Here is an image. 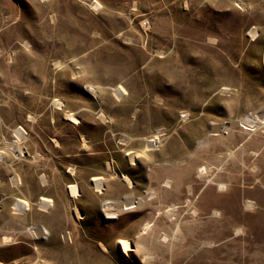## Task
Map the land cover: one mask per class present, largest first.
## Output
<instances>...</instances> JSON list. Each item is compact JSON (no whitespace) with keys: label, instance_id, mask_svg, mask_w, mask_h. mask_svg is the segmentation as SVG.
I'll return each mask as SVG.
<instances>
[{"label":"rangeland","instance_id":"1","mask_svg":"<svg viewBox=\"0 0 264 264\" xmlns=\"http://www.w3.org/2000/svg\"><path fill=\"white\" fill-rule=\"evenodd\" d=\"M263 110L264 0H0V264H264Z\"/></svg>","mask_w":264,"mask_h":264},{"label":"bare ground","instance_id":"2","mask_svg":"<svg viewBox=\"0 0 264 264\" xmlns=\"http://www.w3.org/2000/svg\"><path fill=\"white\" fill-rule=\"evenodd\" d=\"M114 93L119 95V94L123 93V89L119 87ZM241 126H243L244 130H247V131L251 132V134L259 133V132L260 133H264V110L258 112L255 116L250 114V115L246 116L245 118H243L242 121H241ZM15 133H16V135L18 137L20 135H22V132L20 130H17ZM220 169H221V167L218 170H216V171H219ZM123 180L125 182H127L128 184H130V181H129V179L127 177H123ZM211 180L212 179L209 178L207 180V182H211ZM92 181L94 183L95 188L99 190L101 188V186H102L103 178H101V177L93 178ZM75 187L76 186H74V185H70L69 186V191H70V193L72 195L76 194V188ZM217 187H218V189H224L225 186H224V184H218ZM48 206H50V201L47 200V199H41L40 207L42 209H47ZM134 207H135V202L133 200H129L125 204L124 209L125 210H129V209H132ZM13 208H14L15 212L22 213V212L28 210L29 205L25 201L16 200L15 204L13 205ZM246 208L250 209V208H252V206L250 204H248V205H246ZM106 214L108 216H110L111 218L115 216V213H113V212H107ZM166 214L169 217V219H173L174 210L171 209V208L167 209L166 210ZM191 214L195 215L196 211H192ZM212 215L213 216H219V213L218 212H213ZM148 227H149L148 225H145L143 227V231H145ZM178 230H179V223L176 222L175 225H174L173 234H176L178 232ZM30 232H32V231L30 230Z\"/></svg>","mask_w":264,"mask_h":264},{"label":"crops","instance_id":"3","mask_svg":"<svg viewBox=\"0 0 264 264\" xmlns=\"http://www.w3.org/2000/svg\"><path fill=\"white\" fill-rule=\"evenodd\" d=\"M248 199L257 202L258 204H264V187L257 190L248 192Z\"/></svg>","mask_w":264,"mask_h":264}]
</instances>
